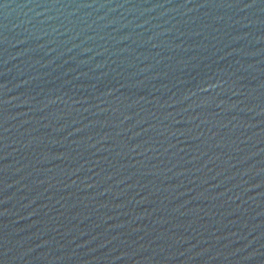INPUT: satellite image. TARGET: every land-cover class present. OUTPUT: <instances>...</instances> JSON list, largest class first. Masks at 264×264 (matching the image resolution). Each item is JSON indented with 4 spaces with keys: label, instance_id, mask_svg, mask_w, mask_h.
<instances>
[{
    "label": "water",
    "instance_id": "water-1",
    "mask_svg": "<svg viewBox=\"0 0 264 264\" xmlns=\"http://www.w3.org/2000/svg\"><path fill=\"white\" fill-rule=\"evenodd\" d=\"M0 264H264V0H0Z\"/></svg>",
    "mask_w": 264,
    "mask_h": 264
}]
</instances>
